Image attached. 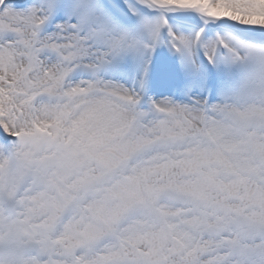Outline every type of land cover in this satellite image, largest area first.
<instances>
[{
    "label": "snow or ice",
    "instance_id": "1",
    "mask_svg": "<svg viewBox=\"0 0 264 264\" xmlns=\"http://www.w3.org/2000/svg\"><path fill=\"white\" fill-rule=\"evenodd\" d=\"M0 264H264V0H0Z\"/></svg>",
    "mask_w": 264,
    "mask_h": 264
}]
</instances>
